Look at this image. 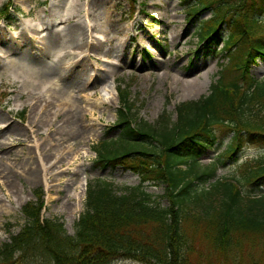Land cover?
<instances>
[{"label":"rangeland","instance_id":"1","mask_svg":"<svg viewBox=\"0 0 264 264\" xmlns=\"http://www.w3.org/2000/svg\"><path fill=\"white\" fill-rule=\"evenodd\" d=\"M3 3L15 20L0 19V91L10 93L0 105V242L8 241L23 226L21 205L34 199L33 189L38 187L44 193L41 216L58 218L67 233L73 234L84 210L88 183L105 180L119 193L139 183V176L130 170L94 164L93 145L119 132L109 130L119 105L114 87L129 91L143 120L155 123L160 116L170 115L173 121L179 103L208 94L226 59L213 46L214 39L208 45L197 38L198 26L188 20L180 0H134L132 6L129 0H103L104 12L88 0H0V6ZM208 17L205 12L200 20ZM88 21L92 39L85 36L95 46L94 52L86 54L82 47L81 54H72L70 29L76 23L86 27ZM226 33L222 31L221 38ZM47 38L53 40L50 48L44 47ZM62 64L61 80L70 89L69 101L82 110L72 124L82 136L70 140L59 137L63 121L62 115L57 116L69 105L56 111L44 103L42 83L36 78L40 67L48 70ZM250 72L255 78L264 77V61L257 59ZM189 78L197 79L196 90L181 97L176 86ZM228 139L205 151L200 167L209 165ZM263 158L264 148L247 146L234 160L219 165L216 178H238L245 193L263 194L264 182L247 183L242 174L245 161L252 165ZM83 176L81 191L78 182ZM214 180L195 183L198 188L208 187ZM144 186L162 206L168 205L165 183L146 182ZM194 245L204 253L209 249L200 233ZM241 249L245 263L264 264V241H246ZM110 264L141 263L119 259Z\"/></svg>","mask_w":264,"mask_h":264},{"label":"trees","instance_id":"2","mask_svg":"<svg viewBox=\"0 0 264 264\" xmlns=\"http://www.w3.org/2000/svg\"><path fill=\"white\" fill-rule=\"evenodd\" d=\"M181 3L194 22L210 11L200 23L202 39L228 29L221 52L229 62L221 65L209 94L176 106L175 121L161 116L151 124L138 118L129 93L118 88L119 133L95 147V164L121 165L139 174L140 183L120 194L109 182L89 184L73 234L58 218L41 216L43 191L35 188L36 199L21 206L23 226L0 242V264H247L240 257L243 245L264 241V193H245L238 178H216L201 188L195 183L215 178L218 164L246 145L264 148V77L249 73L258 57L264 61V0ZM226 137L223 152L200 167L203 152ZM250 163L243 179L263 183L264 158ZM145 182L165 183L168 205L146 192ZM199 233L207 253L194 248Z\"/></svg>","mask_w":264,"mask_h":264},{"label":"bare ground","instance_id":"3","mask_svg":"<svg viewBox=\"0 0 264 264\" xmlns=\"http://www.w3.org/2000/svg\"><path fill=\"white\" fill-rule=\"evenodd\" d=\"M88 2H92V3L95 2L97 4V7H96L97 11H100V12L106 11V9L101 6V4L103 3V0H88ZM85 25L86 27H83L80 24L76 23V24H73L70 29L71 45H72L71 53L72 54H81V50H83L82 47H86L84 49L85 53L91 50L92 52H94L95 46L91 47V44H90L91 42L88 41L85 36L87 33L88 39H92L91 38L92 28L89 25V21H88V24L85 23ZM88 31H89V35H88ZM50 37L54 39L53 36H51V34H50ZM51 38H47L46 40L44 39L45 48H50L49 45H51L53 41ZM47 51H50V50H47ZM90 53L91 52H89V54ZM64 67H65V64L55 65L54 69H51L49 67L48 70H46V66H42L40 67V70H41L40 75L38 77L36 76L35 77L39 79L42 83V88L44 91L41 90V94H42V98L44 99V103L47 102L48 105H52L53 108H57L56 111H58L59 107L62 108L63 105H66V104L69 105L68 109H66V111L63 114H60L59 112L57 116L62 115L61 121H63L60 127L59 137H61L62 140L63 139L70 140L72 138H76L77 136H80V135L82 136V134H80V130L74 129V127L72 126V124L82 114V110L78 106H75L74 103H70L69 101L71 98L70 89L69 87H66V85H64L61 80L62 78H64L63 76ZM21 73H22V70H21ZM183 77H185V75ZM185 78H188V77H185ZM30 80L33 81V78H30ZM196 81H197L196 78L183 79L182 86H179L178 84L176 86L177 92L181 95V97L188 96L190 92L196 90V87L198 84L196 83ZM206 87H208V84H206ZM45 122L47 123L48 126H50V123L47 120H45ZM78 183H79V187L81 188V191H83L84 184H85V176H83Z\"/></svg>","mask_w":264,"mask_h":264}]
</instances>
